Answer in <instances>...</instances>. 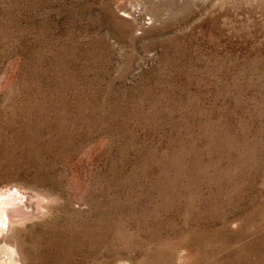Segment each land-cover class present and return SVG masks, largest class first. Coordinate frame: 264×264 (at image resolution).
<instances>
[{
    "label": "rangeland",
    "instance_id": "374dc122",
    "mask_svg": "<svg viewBox=\"0 0 264 264\" xmlns=\"http://www.w3.org/2000/svg\"><path fill=\"white\" fill-rule=\"evenodd\" d=\"M0 188V264H264V0H0Z\"/></svg>",
    "mask_w": 264,
    "mask_h": 264
},
{
    "label": "bare ground",
    "instance_id": "6f19581e",
    "mask_svg": "<svg viewBox=\"0 0 264 264\" xmlns=\"http://www.w3.org/2000/svg\"><path fill=\"white\" fill-rule=\"evenodd\" d=\"M24 203L25 199L19 196L17 190H2L0 188V232H3L11 223L22 218L24 215ZM8 264H21L14 248L10 251Z\"/></svg>",
    "mask_w": 264,
    "mask_h": 264
}]
</instances>
